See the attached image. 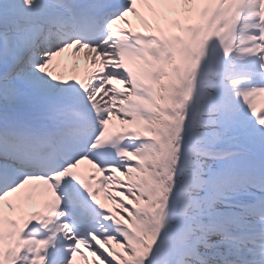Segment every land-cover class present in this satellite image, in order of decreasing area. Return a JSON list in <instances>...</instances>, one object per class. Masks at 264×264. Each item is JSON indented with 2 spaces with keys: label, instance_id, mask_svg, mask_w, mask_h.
<instances>
[{
  "label": "snow or ice",
  "instance_id": "1",
  "mask_svg": "<svg viewBox=\"0 0 264 264\" xmlns=\"http://www.w3.org/2000/svg\"><path fill=\"white\" fill-rule=\"evenodd\" d=\"M0 264H264V0H0Z\"/></svg>",
  "mask_w": 264,
  "mask_h": 264
}]
</instances>
